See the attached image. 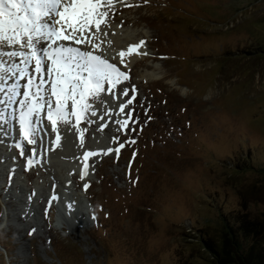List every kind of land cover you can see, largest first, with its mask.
Wrapping results in <instances>:
<instances>
[{
  "label": "rangeland",
  "instance_id": "rangeland-1",
  "mask_svg": "<svg viewBox=\"0 0 264 264\" xmlns=\"http://www.w3.org/2000/svg\"><path fill=\"white\" fill-rule=\"evenodd\" d=\"M100 4L84 34L98 47L64 43L128 80L88 97L79 121L69 101L53 129L45 107L21 136L23 85L50 62L20 77L10 53L28 49L0 41V264H214L200 238L220 243L222 213L264 218V0Z\"/></svg>",
  "mask_w": 264,
  "mask_h": 264
},
{
  "label": "snow or ice",
  "instance_id": "snow-or-ice-1",
  "mask_svg": "<svg viewBox=\"0 0 264 264\" xmlns=\"http://www.w3.org/2000/svg\"><path fill=\"white\" fill-rule=\"evenodd\" d=\"M60 5L61 0H0V41L28 49L10 53L23 58V63H13L11 70L18 71L19 76L24 77L27 66L33 61L36 73H42L45 61L50 62L47 66V80L41 75L39 82L34 85L37 77L28 74L27 83L23 85V98L19 100V131L24 139L35 133L33 121L40 120V112L45 107L47 119L55 129L58 119H67L69 112L66 105L69 101L71 114L79 121L89 109L88 97H95L105 85L112 88L122 78L128 80L126 72L121 71L117 63L109 62L102 53L96 54L64 43L75 40L77 45L98 47L95 38L87 39L84 34L92 25L99 28L102 24L106 13L99 10L100 0H71L62 11ZM52 13L63 22L61 27H56L55 22L42 23V17ZM41 41L46 42L47 46L38 47ZM143 44L141 40L139 45H130L128 51L134 52ZM124 55L122 51L120 56ZM45 84H49L50 89H45ZM11 87L12 93H17L18 85L13 84ZM123 91L127 93L128 89ZM120 107L123 109L124 105ZM124 126H127V121ZM33 142L28 140V143ZM17 147L20 145L17 144ZM89 155L88 152L84 153L85 158Z\"/></svg>",
  "mask_w": 264,
  "mask_h": 264
},
{
  "label": "trees",
  "instance_id": "trees-1",
  "mask_svg": "<svg viewBox=\"0 0 264 264\" xmlns=\"http://www.w3.org/2000/svg\"><path fill=\"white\" fill-rule=\"evenodd\" d=\"M263 228L264 218L239 215L231 221L222 213L220 243L202 235L200 240L214 264H264V246L258 238Z\"/></svg>",
  "mask_w": 264,
  "mask_h": 264
},
{
  "label": "bare ground",
  "instance_id": "bare-ground-1",
  "mask_svg": "<svg viewBox=\"0 0 264 264\" xmlns=\"http://www.w3.org/2000/svg\"><path fill=\"white\" fill-rule=\"evenodd\" d=\"M71 1V0H70ZM138 45V44H137ZM137 52H141L140 54L138 53V54H134V57H136V56H140V55H142V56H144L145 54L142 52V50L140 49V48H138L137 50H136ZM132 59H133V56H128L127 57V60L126 61H132ZM129 63V62H128ZM154 72H152V73H149V71L146 73L147 74V79H154V78H157L158 77V75H156V74H153Z\"/></svg>",
  "mask_w": 264,
  "mask_h": 264
}]
</instances>
